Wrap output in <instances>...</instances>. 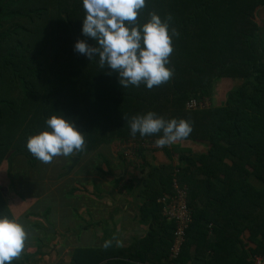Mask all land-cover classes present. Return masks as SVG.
<instances>
[{"label": "trees", "instance_id": "trees-1", "mask_svg": "<svg viewBox=\"0 0 264 264\" xmlns=\"http://www.w3.org/2000/svg\"><path fill=\"white\" fill-rule=\"evenodd\" d=\"M153 11L162 19L171 14L180 35L168 65L174 76L149 90L123 88L98 57L74 51L77 40L96 44L82 34V0H0V168L17 156L38 167L27 137L44 129L49 116L63 115L85 133L86 151L78 158L119 141L123 167L145 177L137 196L148 230L115 249L121 261L103 264H253L264 255V187L257 185L264 184V0H146L139 23ZM235 79L243 83L214 103L215 83ZM193 100L197 107L189 106ZM147 111L183 118L192 132L165 147L155 146L157 136L133 137L124 116ZM34 172L13 173L12 184ZM1 186L0 215L15 219ZM134 188L126 185L129 193ZM180 188H187L192 222L173 262L178 222L168 206ZM112 250L78 248L71 264H101Z\"/></svg>", "mask_w": 264, "mask_h": 264}, {"label": "clouds", "instance_id": "clouds-1", "mask_svg": "<svg viewBox=\"0 0 264 264\" xmlns=\"http://www.w3.org/2000/svg\"><path fill=\"white\" fill-rule=\"evenodd\" d=\"M84 16L82 34L96 41L89 45L77 40L74 51L89 60L98 57V65L107 66L118 74L123 88L145 85L151 90L168 83L174 76L169 67L174 52L173 37L179 31L171 26L173 17L163 19L156 12L149 13L143 24L138 17L146 7V0H82ZM130 134L135 137L157 136L155 146H170L186 139L192 132L189 121L181 118L165 119L154 111L125 117ZM46 127L29 135L26 149L38 161L48 164L58 157H71L86 151L85 133L63 115L53 114L46 118ZM28 231L17 219L0 215V264H12L21 257ZM111 241H105L108 248Z\"/></svg>", "mask_w": 264, "mask_h": 264}, {"label": "crops", "instance_id": "crops-1", "mask_svg": "<svg viewBox=\"0 0 264 264\" xmlns=\"http://www.w3.org/2000/svg\"><path fill=\"white\" fill-rule=\"evenodd\" d=\"M201 149V146L196 147L197 153L201 152ZM149 155L147 158L151 161L152 157ZM101 157V165L104 164V168L108 171L98 167L101 166L99 164L96 168L98 176L94 178L86 176L82 180L84 189H78L77 183L61 182L62 180L58 176L59 171H50L55 170L52 168V163H37L38 167L36 169L32 167L35 172L28 177L27 182L19 177L20 180L16 179L15 186L9 175L4 176L11 180L9 187L1 186L6 188L4 191L6 199L12 208L15 219L25 226L29 234L21 257L15 259L12 264H71L72 255L78 248L85 250L113 249L108 252L111 257L105 259L101 264L107 261H121V257L116 255L119 252L115 249L127 248L146 234L148 225L139 216V208L143 200L137 196V190L144 188V175H138V171L135 169V172L130 175L127 168L123 167L119 157L116 160L117 163H111L110 159ZM26 166L30 168L29 165ZM117 167L125 169L122 170V174L116 175ZM125 172L129 174L128 178H123ZM42 175L45 177L42 183L45 184V189L40 190L39 184ZM129 181L135 185L133 193H129L126 189ZM28 183L30 184V195H26L27 189L21 190V187L24 184L27 186ZM68 185L71 188L64 201L68 203L71 200L72 203L69 207L66 206V213H59L54 209L58 205L54 201L55 193L59 188H66ZM257 185L261 188L264 187V184L260 182H257ZM74 189L76 190L74 191ZM100 191H103L104 194H101ZM79 192L81 194L78 197ZM202 199L204 201L202 195L197 196V203L201 206ZM212 202L216 206L219 205L217 200ZM51 210V219L47 221L44 213L49 214ZM44 218L47 221L46 224L43 222ZM78 228L80 230H77ZM56 235H59V238ZM109 240L111 245L105 248L104 243ZM132 263L157 264L151 260ZM84 264L89 263L84 260Z\"/></svg>", "mask_w": 264, "mask_h": 264}, {"label": "rangeland", "instance_id": "rangeland-1", "mask_svg": "<svg viewBox=\"0 0 264 264\" xmlns=\"http://www.w3.org/2000/svg\"><path fill=\"white\" fill-rule=\"evenodd\" d=\"M264 17V14L262 13V15H260L259 17ZM263 35H264V31H263ZM243 83V79H235L232 83H229L227 85H224L222 84V82H219V83H215V93H214V96H213V102L215 103H218L221 99L225 98V95L224 93L231 89V88H235L236 86H240L241 84ZM208 101V100H207ZM118 141V140H117ZM122 147L121 144H119V141L118 142H115L114 144H112V146H102L101 148H98V153L96 154L95 152H93L92 154L90 153V155H87V154H84V155H81L80 158H78L77 154H74L73 156L71 157H68V158H65V157H58V158H55L51 163H52V168L55 169V170H50V171H56L58 170L59 171V179L62 180L61 182H64V181H67V182H72V184H75L77 183L78 184V189L83 188L84 184L82 183V180L84 178H86V176L88 178H94L98 175H96V171H97V166L102 162H100L102 160V157L101 156H104L106 159H110L109 161L111 163H117L116 160H118V157H119V150L120 148ZM100 153V155H99ZM157 155H162V154H157ZM149 157H152L151 155H149ZM23 157L21 156H17L15 157L14 159L13 158H8L6 160V163H4L2 165V167L0 168L1 172H0V184L2 186H5V187H9L10 184H11V180L4 177V176H7L9 175L11 178L14 177L13 173L16 174V177L26 171V170H32L33 168L32 167H27L25 164L27 162H25L23 159ZM76 160V163L74 164V161ZM38 164L40 163V161L37 162ZM24 164V166H23ZM74 164V165H73ZM71 167V168H70ZM98 167H102V169L104 171H108L106 168H104V164H102L101 166H98ZM51 168V167H49ZM36 169V167H35ZM40 169H41V166H40ZM116 175L118 174H122L123 173V167H120V168H116ZM134 167L133 166H129L126 170L129 171V174L130 173H134ZM125 170V169H124ZM45 171V170H44ZM48 171V170H47ZM145 171L147 172L148 169L145 168ZM41 172V171H40ZM42 173V172H41ZM88 173V174H87ZM128 173V172H127ZM138 175H140L141 173L138 171L137 172ZM129 174H126V172L124 173L123 175V178H128L129 177ZM131 175V174H130ZM106 178V177H105ZM41 179L40 180V184H39V187H40V190L43 188L45 189V184H42L43 183V179H45V177L42 175L41 176ZM27 181V179L25 180V182ZM124 182L126 181L125 179L123 180ZM16 185V183L14 184V186ZM70 185V184H69ZM67 186L66 188H59L58 192L55 193V196H56V199H54V201L58 204L56 208H54L57 212L59 213H63V212H67V207L66 206H70V204L72 203V201L70 200L68 203L66 201H64L65 196L67 195L69 189L71 188V186ZM30 188V184L28 183L27 186L26 184H24L23 187H21V190H25L27 189V194L26 195H30L29 193V189ZM3 191H6V188H2ZM16 189H18V187H16ZM39 190V191H40ZM76 189H74L75 191ZM102 192L101 194H104L103 191H100ZM12 192L10 191V194ZM36 194V193H34ZM80 192L78 194V197L80 196ZM50 213H44L45 216H46V219L47 221L51 219V213H52V210L49 211ZM46 219L44 218L43 219V222L46 224L47 221ZM77 230H80V228H78ZM57 238H59V235H56Z\"/></svg>", "mask_w": 264, "mask_h": 264}, {"label": "built area", "instance_id": "built-area-1", "mask_svg": "<svg viewBox=\"0 0 264 264\" xmlns=\"http://www.w3.org/2000/svg\"><path fill=\"white\" fill-rule=\"evenodd\" d=\"M205 101L208 102L207 100ZM195 105L197 107L198 105L197 101L193 100L189 102V106H195ZM164 201H167L166 198L164 199ZM171 201L173 202L168 206L169 207L168 214L172 218L177 220L178 229L175 234L176 239L171 250L170 259L173 262H178L182 248L184 247V244L186 242L187 229L189 228V225L192 222V211L187 201V188L185 189L180 188L178 190V196ZM178 264H184V263L178 262ZM188 264H196V263L191 262ZM253 264H264V255L255 256Z\"/></svg>", "mask_w": 264, "mask_h": 264}, {"label": "water", "instance_id": "water-1", "mask_svg": "<svg viewBox=\"0 0 264 264\" xmlns=\"http://www.w3.org/2000/svg\"><path fill=\"white\" fill-rule=\"evenodd\" d=\"M75 163H76V160L74 161V164H75ZM74 164H73V165H74ZM70 168H71V167H70Z\"/></svg>", "mask_w": 264, "mask_h": 264}]
</instances>
